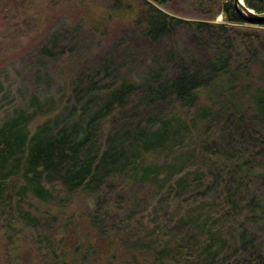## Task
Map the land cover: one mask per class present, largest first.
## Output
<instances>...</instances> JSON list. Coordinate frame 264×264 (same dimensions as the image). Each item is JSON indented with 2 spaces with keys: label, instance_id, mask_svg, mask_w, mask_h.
I'll list each match as a JSON object with an SVG mask.
<instances>
[{
  "label": "rangeland",
  "instance_id": "1",
  "mask_svg": "<svg viewBox=\"0 0 264 264\" xmlns=\"http://www.w3.org/2000/svg\"><path fill=\"white\" fill-rule=\"evenodd\" d=\"M111 2L0 0V126L19 120L29 135L45 123L54 131L65 125L82 126L101 106L99 97L106 100L128 81L124 98L115 99L94 127L96 142L103 152L118 136L127 151H139L141 167H157L155 173L144 177L141 170L130 172L127 164L114 171L99 191L90 193L69 194L59 181L46 182L54 193L48 200L24 188L21 171L11 173L5 186V197L10 195V199H5L6 204L0 209V264H52L43 247L62 239L66 230L74 231L75 242L83 244V250L95 241L101 252L109 255L111 248L115 250L118 256L112 260L99 258L105 264H131L127 259L132 258L136 247L144 248L150 238L166 239L176 233L180 228L177 221L197 215L198 206L213 213L208 220L203 218L208 229L212 225L213 231L227 227L230 234L240 223H246L258 233V243L263 245L264 223L250 219L247 212L241 219L230 216L228 220L215 213L219 196L224 199L225 181L233 175L228 170L219 174L223 162L215 159L214 165L204 154L206 135L224 145L232 138L228 139L231 131L247 130V135L264 125L254 117L253 105L249 104L256 86H246L240 93L239 100L250 108V114L233 129L229 128L230 121L220 115L210 121L200 104L184 107L173 98L148 105L138 102L142 92L139 83L160 67L164 73L170 69L167 61L172 46L186 53L204 50L192 43L186 30L179 31L175 39L165 37L158 42L147 40L140 27L129 19H115L104 30L105 24L100 21ZM197 5V0H173L161 7L184 18L198 19L205 7ZM213 21L226 22L222 13ZM234 25L264 33V25ZM253 72L258 77L261 67H255ZM162 126L169 130L163 143L143 144ZM198 170L203 173L202 181L194 180ZM183 175L193 183L183 196L189 197L194 190L203 191L202 199L172 200L176 192L171 185ZM246 179L249 190L244 187V197L263 190L261 177ZM237 189L235 185L233 190ZM169 195L170 199L159 204ZM17 207L39 218L38 225L27 223ZM131 208L134 211L129 214ZM106 210L107 217L102 215ZM217 217L221 219L216 220ZM139 259L150 261L151 257L141 254ZM79 262H83L81 256Z\"/></svg>",
  "mask_w": 264,
  "mask_h": 264
},
{
  "label": "trees",
  "instance_id": "2",
  "mask_svg": "<svg viewBox=\"0 0 264 264\" xmlns=\"http://www.w3.org/2000/svg\"><path fill=\"white\" fill-rule=\"evenodd\" d=\"M171 1L112 0L105 7L107 12L100 21L106 30L115 19H129L140 27L142 36L154 42L165 37L175 39L179 31L186 30L192 43L204 50L203 53H186L178 46H172L167 61L170 69L164 73L160 67L155 74L139 83L142 92L138 102L148 105L173 98L184 107L200 104L210 121L220 115L225 121H230L229 128L233 129L237 124H243L250 114V108L239 100L240 93L246 86H256L249 104L253 105L254 117L264 122V33L255 28L242 30L234 25L245 23L234 0H197L198 8L205 7L200 9L202 18L198 19L184 18L161 7ZM244 1L255 11L264 13V0ZM219 13L225 16L226 22L213 21ZM257 66L261 67V73L255 77L253 71ZM125 87H129L128 81L106 100L99 97L101 106L82 126L65 125L54 131L45 123L31 135L19 120L0 126V209L6 204L4 200L10 199V195L5 197L6 180L11 173L18 171L25 178L24 188L42 200L54 195L46 182L59 181L69 194L76 191L90 193L99 191L114 171L124 169L129 166L127 164H130L132 173L141 170L144 177L154 174L157 167H141L139 151H127L118 136L111 139L106 151L100 152L98 148L94 127L106 110L114 105L115 99L123 97ZM245 132L247 130L241 133L231 131L228 139L232 138L224 145L213 141L211 135L204 137L205 156L214 165L217 164L215 159L223 162L219 174L228 170L233 175L225 181L224 199L219 196L221 203L217 204L215 213L219 212L222 218L227 216L228 220L230 216L241 219L247 212L250 219L264 223V125L253 128L247 135ZM168 133L167 127H159L154 137L146 138L143 144L163 143ZM252 176L261 177L263 190L259 193L253 191L247 198L243 196V189L249 190V183L245 181ZM202 178L203 173L198 170L194 180L202 181ZM192 185L187 175L179 177L171 185L176 192L172 200L196 202L202 199L203 191L194 190L189 197L183 196ZM235 185L238 187L236 191L233 190ZM168 197L160 199L159 204H164L170 195ZM17 209L27 223L38 225L39 218L30 212H22L19 207ZM197 209V215L187 219L181 217L177 221L180 228L176 233H171L166 239L150 238L145 241L146 247H136L132 258L127 261L131 260V264H264V244L258 243V233L248 224L240 223L230 234L227 227L213 231L214 225L208 229L203 219L212 217L213 213L205 211L203 206ZM133 211L131 208L129 214ZM102 215L109 216L108 210ZM220 219L217 217L216 220ZM63 232L62 239L54 241L52 246L43 247L52 264H105L100 259L107 257L112 260L118 256L112 248L109 255L101 252L97 248L98 241L83 250L84 245L75 242L74 231ZM81 251H84L82 255ZM141 254L150 256V261H141ZM80 256L83 262L78 263Z\"/></svg>",
  "mask_w": 264,
  "mask_h": 264
},
{
  "label": "water",
  "instance_id": "3",
  "mask_svg": "<svg viewBox=\"0 0 264 264\" xmlns=\"http://www.w3.org/2000/svg\"><path fill=\"white\" fill-rule=\"evenodd\" d=\"M234 5L241 14L245 23L264 25V13H259L246 5L244 0H234Z\"/></svg>",
  "mask_w": 264,
  "mask_h": 264
}]
</instances>
